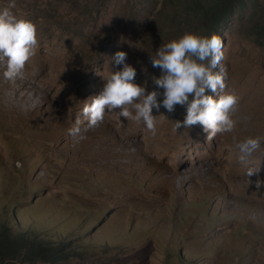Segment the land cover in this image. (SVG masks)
<instances>
[{"label": "rangeland", "instance_id": "obj_1", "mask_svg": "<svg viewBox=\"0 0 264 264\" xmlns=\"http://www.w3.org/2000/svg\"><path fill=\"white\" fill-rule=\"evenodd\" d=\"M211 1L0 0L35 22L38 39L25 80L6 81L0 66V222H80L81 256L66 264H264V139L243 162L237 148L264 138V0L209 31L194 8ZM185 31L220 36L225 92L239 97L234 129L211 140L201 125L174 130L186 105L168 112L153 83L151 56ZM117 51L158 92L156 134L113 110L74 139L85 100L122 67Z\"/></svg>", "mask_w": 264, "mask_h": 264}, {"label": "clouds", "instance_id": "obj_2", "mask_svg": "<svg viewBox=\"0 0 264 264\" xmlns=\"http://www.w3.org/2000/svg\"><path fill=\"white\" fill-rule=\"evenodd\" d=\"M15 4L0 10V66L6 81L25 80L26 65L36 54L37 26L27 16L12 12ZM223 41L213 32L210 36L185 31L181 36L163 43L151 56V64L159 68L161 75L153 77V83L163 89L162 105L174 111L176 105H186L183 121L176 120L174 130L191 129L201 125L206 139L218 133L231 132L236 121L239 97L234 91L225 92ZM115 65H122L104 76L101 91L85 100L82 113L68 129L74 139H83L87 131L103 123L106 111L119 110L123 118L143 121L146 128L156 134V116L159 110L158 92H146L145 86L135 82L136 69L127 63V53L117 51L112 57ZM259 136H248L237 144L239 159L245 161L261 148ZM259 168H248L247 176L258 173ZM261 182L256 181L259 188Z\"/></svg>", "mask_w": 264, "mask_h": 264}, {"label": "trees", "instance_id": "obj_3", "mask_svg": "<svg viewBox=\"0 0 264 264\" xmlns=\"http://www.w3.org/2000/svg\"><path fill=\"white\" fill-rule=\"evenodd\" d=\"M255 1L212 0L198 9L197 4L194 10L198 22L210 31L225 24L236 8ZM260 30L264 38V27ZM12 220L9 216L0 222V264H66L71 258L81 256L83 240L77 234L83 231L80 222L69 227V217L56 216L50 222H42L26 214L21 224L12 227Z\"/></svg>", "mask_w": 264, "mask_h": 264}]
</instances>
